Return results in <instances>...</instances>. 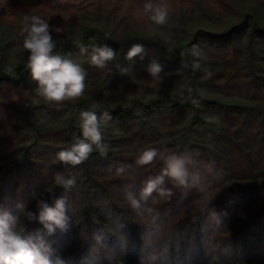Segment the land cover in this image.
<instances>
[{
	"label": "trees",
	"instance_id": "1",
	"mask_svg": "<svg viewBox=\"0 0 264 264\" xmlns=\"http://www.w3.org/2000/svg\"><path fill=\"white\" fill-rule=\"evenodd\" d=\"M174 1V2H173ZM147 0H0V208L40 231L69 264H264V0H152L168 6L165 24ZM62 27L55 51L87 72L84 95L54 103L37 96L23 48L25 16ZM144 46L128 75L132 44ZM107 44L118 59L90 64L80 47ZM149 58L163 65L148 76ZM108 111L107 157L77 166L56 153L81 137L79 113ZM159 155L138 165L146 149ZM188 156L187 186L165 177L174 195L155 193L134 210L146 180L169 155ZM75 179L65 190L55 175ZM36 193V199L32 194ZM66 200L69 228L48 235L38 200Z\"/></svg>",
	"mask_w": 264,
	"mask_h": 264
},
{
	"label": "clouds",
	"instance_id": "2",
	"mask_svg": "<svg viewBox=\"0 0 264 264\" xmlns=\"http://www.w3.org/2000/svg\"><path fill=\"white\" fill-rule=\"evenodd\" d=\"M143 9L145 13H151L150 19L157 25H163L168 20L169 10L166 4L147 0ZM24 22L26 35L23 48L29 53L27 68L30 69L32 79L37 82L34 93L45 101L57 104L82 97L86 89V70L70 59L71 53L55 51L57 41L52 33H61L62 27L50 26L47 21L36 15L25 16ZM80 53L88 55L90 64L99 69L107 68L119 55L116 49L107 44L94 45L90 52L87 47L81 46ZM124 58L131 64L122 68L121 73L128 75L136 63V58L145 60L143 44H132ZM145 70L148 76L156 79L163 73L164 68L157 59L149 58ZM78 119L81 137H77L74 143L56 153V158L66 165L77 166L85 162L94 151L101 157H107L109 145L104 142L101 124L113 119L110 113L105 111L98 115L91 110H82ZM158 155L155 148L146 149L136 163L150 164ZM164 163L165 167L160 175L144 182L139 198L131 191L126 193L134 210H139L141 201H147L154 193L162 199H170L174 195L170 188L164 186L165 177L171 178L176 186H187L190 157L173 154L167 156ZM54 179L55 184L65 190L75 184L74 178L65 177L60 173H57ZM32 196L36 199V193ZM54 204V207H50L42 199L38 200V215L28 210L25 219L29 222L38 221L48 235L54 234L58 229L67 231L69 217L66 214V200L61 197L56 199ZM25 207V204H18V214L0 208V264H69L55 249L45 243L39 230L29 233L25 227L20 226V214L24 212Z\"/></svg>",
	"mask_w": 264,
	"mask_h": 264
},
{
	"label": "rangeland",
	"instance_id": "3",
	"mask_svg": "<svg viewBox=\"0 0 264 264\" xmlns=\"http://www.w3.org/2000/svg\"><path fill=\"white\" fill-rule=\"evenodd\" d=\"M174 2V1H173Z\"/></svg>",
	"mask_w": 264,
	"mask_h": 264
}]
</instances>
